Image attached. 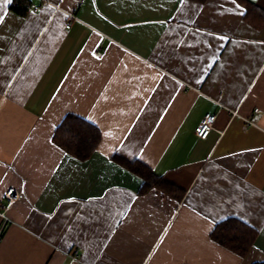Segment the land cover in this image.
<instances>
[{
	"label": "crops",
	"instance_id": "crops-1",
	"mask_svg": "<svg viewBox=\"0 0 264 264\" xmlns=\"http://www.w3.org/2000/svg\"><path fill=\"white\" fill-rule=\"evenodd\" d=\"M31 2L0 23V264L263 263L264 17L247 19L245 3L264 12V0H237L243 16L231 0ZM69 114L101 131L86 161L52 140ZM115 156L183 199L141 193ZM236 183L253 194L225 203ZM11 188L20 197L4 211ZM224 215L257 230L246 256L212 238Z\"/></svg>",
	"mask_w": 264,
	"mask_h": 264
},
{
	"label": "trees",
	"instance_id": "trees-1",
	"mask_svg": "<svg viewBox=\"0 0 264 264\" xmlns=\"http://www.w3.org/2000/svg\"><path fill=\"white\" fill-rule=\"evenodd\" d=\"M194 1L203 3L207 0ZM245 6L247 9V19L250 17L252 9L255 13L256 11L259 12L261 19H263L264 12L257 9L255 5L245 3ZM31 8V0H13L10 6L12 11L22 16L27 15ZM101 138V131L95 125L77 115L69 114L56 128L52 140L66 153L81 161H86L97 150ZM114 160L143 180L141 193L157 189L177 200L183 199L185 191L165 180L163 177L156 175L144 163L140 161H127L118 156H115ZM257 236V230L234 217L218 223L212 233V238L217 243L240 256H246L249 253L255 244ZM259 264H264V262Z\"/></svg>",
	"mask_w": 264,
	"mask_h": 264
},
{
	"label": "snow or ice",
	"instance_id": "snow-or-ice-1",
	"mask_svg": "<svg viewBox=\"0 0 264 264\" xmlns=\"http://www.w3.org/2000/svg\"><path fill=\"white\" fill-rule=\"evenodd\" d=\"M187 0H180V3L181 4H184L186 3ZM12 3V0H0V23L3 22V19H4V15H3V10L7 7V5L11 4ZM231 4L234 6L232 9H229L228 11L231 12L232 14H235V15H240V16H243L245 15V9H243V7L237 2V0H231ZM219 40L221 41H226L228 38L226 36H219L217 37ZM222 47V45H221ZM216 62V59L213 58L212 60V63H215ZM212 65L209 64L207 67H211ZM207 67H205L204 69H202V72H205L207 71ZM202 81L201 80H197L196 83H201ZM179 81H176V84L179 85ZM8 87H10L11 85H7ZM234 188L237 190L236 192V196L232 197L231 199H229L228 201H225V203H233L234 200H236L237 196H240V195H244V194H247L248 196H251L254 192V190H251V189H248L247 186H245L244 188H241V185L240 183H236L234 185ZM10 194V193H9ZM242 203H236L235 204V207H242ZM104 213L101 211L100 212V215H103ZM112 217L114 218L116 215H122V213H120L119 211H116L114 213H111ZM206 219H209V217H205ZM228 217L227 215H224V216H221L219 217L218 219L219 220H226ZM77 219H84V222L86 223L87 222V218H81V217H77ZM217 222V217H211L210 218V223L212 224H215ZM247 222V221H245ZM117 223H119V221H117ZM68 232H71L72 229L69 228L67 229Z\"/></svg>",
	"mask_w": 264,
	"mask_h": 264
},
{
	"label": "built area",
	"instance_id": "built-area-1",
	"mask_svg": "<svg viewBox=\"0 0 264 264\" xmlns=\"http://www.w3.org/2000/svg\"><path fill=\"white\" fill-rule=\"evenodd\" d=\"M85 0H81V3L83 4ZM39 7H36L34 10L37 11ZM57 9H60V7H57ZM69 15V21L66 24V28L70 29L72 27L73 21H77L76 15L73 13H67ZM234 115H237L236 112L233 113ZM217 120V115L208 113L206 114L200 121L199 125L196 127L195 134L200 139H207L211 132L214 130V126ZM10 193V194H9ZM20 197V193L11 188L6 193V198L8 201V204L3 207V210L5 211L9 206H11L15 201H17ZM1 231H0V240H1ZM77 256V252L75 254V257Z\"/></svg>",
	"mask_w": 264,
	"mask_h": 264
}]
</instances>
